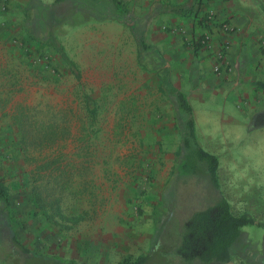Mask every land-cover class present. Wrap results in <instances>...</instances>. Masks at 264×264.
Returning <instances> with one entry per match:
<instances>
[{"label":"rangeland","instance_id":"obj_1","mask_svg":"<svg viewBox=\"0 0 264 264\" xmlns=\"http://www.w3.org/2000/svg\"><path fill=\"white\" fill-rule=\"evenodd\" d=\"M70 1L103 15L93 1ZM143 31L134 14L51 25L46 4L0 0V179L11 197L10 210L0 205V264H203L178 254L180 233L218 194L199 169L182 168L185 116L166 82L181 73L167 77L141 50ZM213 91L192 102L196 139L222 162L234 212L254 217L264 206V89L238 118ZM241 229L232 260L209 264H264V225Z\"/></svg>","mask_w":264,"mask_h":264},{"label":"crops","instance_id":"obj_2","mask_svg":"<svg viewBox=\"0 0 264 264\" xmlns=\"http://www.w3.org/2000/svg\"><path fill=\"white\" fill-rule=\"evenodd\" d=\"M31 1L46 5L54 2ZM150 1L125 0L129 2L128 20H131L132 14L135 15L141 30H144L138 36L161 55V61L156 56L167 77L168 71H180L181 74L172 76L169 83L184 94L194 87L191 96H188L192 109V102L211 93L212 89L221 102L234 103V116L237 118L246 111L244 107L249 109L258 105L256 87L264 89V0H200L198 6L195 0ZM223 24H227L230 29L225 30ZM206 33L211 34L210 43L202 42L204 36H200L197 43L196 35ZM213 64L219 66L217 74L212 73ZM191 72H196L195 77L190 75ZM256 72H262L257 82L253 81ZM229 174L233 183L232 170ZM217 176L220 191L229 202L232 214L247 213L246 210L234 212V191L228 194L222 185L227 175L219 158ZM249 212L254 218L264 215V206L256 214L255 210Z\"/></svg>","mask_w":264,"mask_h":264},{"label":"trees","instance_id":"obj_3","mask_svg":"<svg viewBox=\"0 0 264 264\" xmlns=\"http://www.w3.org/2000/svg\"><path fill=\"white\" fill-rule=\"evenodd\" d=\"M100 6L103 15L96 16L91 8L80 7L70 0H54L50 5H46L49 10V20L51 25L63 24L77 14L81 13L86 20H123L128 21L129 10L125 0H108L104 3L100 0H90ZM264 9V7H262ZM139 38L140 48L144 51H152L161 61V55L149 45H146L141 37ZM69 65L75 67L71 62ZM75 71L76 77L79 75ZM166 75V73H163ZM167 78V77H166ZM167 87L174 96V106L177 113H183L185 117H177L178 127L181 134L182 168L188 172L200 170L206 175L216 190L218 197L216 201L203 209L195 210L184 222L180 233V244L177 248L178 254L187 262L198 260L203 264L212 262L225 263L232 260L235 255L238 242L242 236L241 228L248 224L264 225L256 222L255 218L248 213L233 215L227 199L220 191L217 176L218 158L215 154L203 149L196 139L192 107L186 95L179 89L173 87L168 80ZM263 85V83H257ZM87 111L96 113L95 102L89 98L85 99ZM0 205L6 210H10L11 197L0 179ZM22 251L30 253L19 242L15 241ZM33 256H42L33 253ZM145 258L139 257L130 264H141Z\"/></svg>","mask_w":264,"mask_h":264},{"label":"built area","instance_id":"obj_4","mask_svg":"<svg viewBox=\"0 0 264 264\" xmlns=\"http://www.w3.org/2000/svg\"><path fill=\"white\" fill-rule=\"evenodd\" d=\"M222 27L227 30V29H230V27L227 25V24H223ZM202 42L204 43H209V36L206 34L205 37H204V40H202Z\"/></svg>","mask_w":264,"mask_h":264},{"label":"flooded vegetation","instance_id":"obj_5","mask_svg":"<svg viewBox=\"0 0 264 264\" xmlns=\"http://www.w3.org/2000/svg\"><path fill=\"white\" fill-rule=\"evenodd\" d=\"M195 261H198V260H194L193 262H195Z\"/></svg>","mask_w":264,"mask_h":264}]
</instances>
